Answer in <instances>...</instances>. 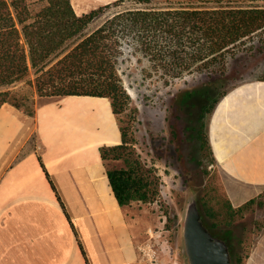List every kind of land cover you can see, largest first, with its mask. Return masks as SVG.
I'll return each mask as SVG.
<instances>
[{"label": "crops", "instance_id": "obj_1", "mask_svg": "<svg viewBox=\"0 0 264 264\" xmlns=\"http://www.w3.org/2000/svg\"><path fill=\"white\" fill-rule=\"evenodd\" d=\"M111 1L72 3L84 14ZM208 132L233 204L264 192V77L232 86ZM122 140L106 96L47 98L34 116L2 105L0 264H148L101 155ZM245 264H264V231Z\"/></svg>", "mask_w": 264, "mask_h": 264}, {"label": "trees", "instance_id": "obj_2", "mask_svg": "<svg viewBox=\"0 0 264 264\" xmlns=\"http://www.w3.org/2000/svg\"><path fill=\"white\" fill-rule=\"evenodd\" d=\"M39 1L43 5L34 9L28 0H0V108L10 103L30 116L43 99L96 95L110 98L120 123L119 115L131 100L119 69L127 50L146 58L167 82L194 72L213 77L225 75L228 57L264 33V0H114L84 14L75 11L72 0ZM126 2L133 5L90 29L108 10ZM25 79L33 87L31 93L14 88ZM229 89L209 97L201 119ZM120 126L122 142L103 145L101 155L113 191L126 209L136 201L156 200L163 179L152 153L145 152L128 126ZM199 138L215 159L204 125ZM255 202L252 198L235 206L225 194L203 196L204 210L216 227L235 225ZM252 249L247 255L238 253L237 263L245 264Z\"/></svg>", "mask_w": 264, "mask_h": 264}, {"label": "rangeland", "instance_id": "obj_3", "mask_svg": "<svg viewBox=\"0 0 264 264\" xmlns=\"http://www.w3.org/2000/svg\"><path fill=\"white\" fill-rule=\"evenodd\" d=\"M28 1L34 9L43 5L39 0ZM132 5L126 2L111 8L94 21L90 29L99 26L115 11ZM227 66L225 75L212 77L194 72L167 82L161 73L152 70L146 58L133 55L129 50L120 62V74L131 94L128 109L119 115L120 123L129 127L145 152L152 153L163 179L156 200L136 201L126 208L141 259L148 264L153 260L158 264H186L180 227L185 199L191 188L197 190L203 210L206 193L229 196L227 177L216 160L204 151L199 138L201 126L208 128L211 113L204 119L200 116L209 97L264 74V33L248 39L230 55ZM34 77L31 74L30 78ZM14 88L33 91L28 79L18 82ZM217 228L232 232L235 257L238 253L247 255L264 231V192L256 197L252 209L238 218L235 225Z\"/></svg>", "mask_w": 264, "mask_h": 264}, {"label": "water", "instance_id": "obj_4", "mask_svg": "<svg viewBox=\"0 0 264 264\" xmlns=\"http://www.w3.org/2000/svg\"><path fill=\"white\" fill-rule=\"evenodd\" d=\"M181 248L186 264H238L230 230H218L191 188L181 216Z\"/></svg>", "mask_w": 264, "mask_h": 264}, {"label": "built area", "instance_id": "obj_5", "mask_svg": "<svg viewBox=\"0 0 264 264\" xmlns=\"http://www.w3.org/2000/svg\"><path fill=\"white\" fill-rule=\"evenodd\" d=\"M151 264H158L155 260H153V262Z\"/></svg>", "mask_w": 264, "mask_h": 264}]
</instances>
